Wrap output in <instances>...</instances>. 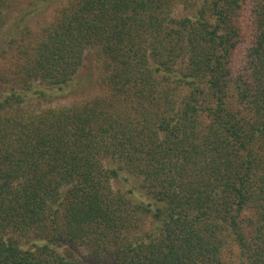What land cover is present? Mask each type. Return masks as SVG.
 Returning a JSON list of instances; mask_svg holds the SVG:
<instances>
[{"label": "trees", "instance_id": "obj_1", "mask_svg": "<svg viewBox=\"0 0 264 264\" xmlns=\"http://www.w3.org/2000/svg\"><path fill=\"white\" fill-rule=\"evenodd\" d=\"M88 49L101 93L24 109ZM3 54L0 264H264V0H66Z\"/></svg>", "mask_w": 264, "mask_h": 264}, {"label": "rangeland", "instance_id": "obj_2", "mask_svg": "<svg viewBox=\"0 0 264 264\" xmlns=\"http://www.w3.org/2000/svg\"><path fill=\"white\" fill-rule=\"evenodd\" d=\"M66 0H8L7 7L2 9V17L4 23H0V66L8 63L9 61L3 58L4 51H9V46L11 40H19L21 33L25 29L30 31H35L36 28L43 23L48 22L56 7L62 4ZM185 14V9L182 5H177L173 9L174 16H181ZM10 54H8V57ZM96 61L95 54L92 50H86L84 53L83 61L79 67L76 74L72 77L69 85L64 89H47V86L42 84L34 83L36 86H42L44 91L50 93L49 95L45 92V95H37L36 93L29 92L28 96L24 98V103L22 104L24 109L30 111H38L41 108L47 107H63L70 106L73 104L80 103L84 100H87L93 97L96 94L102 92L100 86L96 82ZM10 84H4L0 81V101H3L8 94V89ZM2 112V109H0ZM111 161L106 160L105 163H110ZM132 178V177H131ZM138 180L132 178L130 183H126L122 180V177L112 180V185L114 189H121L127 191L126 189H132L133 192L128 195L131 196L134 202H139L140 199L145 201H151V199L146 196L141 189H137ZM134 186L136 189H134ZM140 194L139 197L138 195ZM160 206V204H158ZM153 205V209H154ZM147 222V221H146ZM148 223V222H147ZM147 223L145 229H147ZM149 226V224H148ZM31 241L35 238V235L30 232V234L25 238L21 237V245L28 247ZM38 239V238H35ZM28 241V242H26ZM46 242V241H45ZM58 250L62 253H65L67 256L72 258H86V249L83 247H70L68 244H63L58 247Z\"/></svg>", "mask_w": 264, "mask_h": 264}]
</instances>
